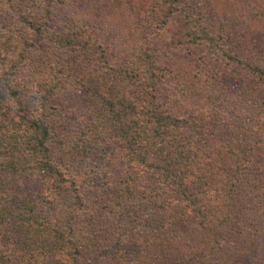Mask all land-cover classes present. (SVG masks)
<instances>
[{"label": "trees", "instance_id": "16d2710c", "mask_svg": "<svg viewBox=\"0 0 264 264\" xmlns=\"http://www.w3.org/2000/svg\"><path fill=\"white\" fill-rule=\"evenodd\" d=\"M33 1L0 0V264H264V118L236 111L246 103L238 96L213 99L202 73L193 85L207 107L174 113L159 103L148 41L110 62L78 26L41 29L60 0ZM139 1L130 21L152 31L155 4ZM178 1L170 14L177 10L192 61L206 54L199 63L264 85V50L257 41L248 57L232 25L252 26L249 10L227 22L200 0ZM251 1L264 17V0ZM28 21L40 28L24 25L28 39L17 47L16 27ZM73 92L85 108L70 120L64 98Z\"/></svg>", "mask_w": 264, "mask_h": 264}, {"label": "rangeland", "instance_id": "374dc122", "mask_svg": "<svg viewBox=\"0 0 264 264\" xmlns=\"http://www.w3.org/2000/svg\"><path fill=\"white\" fill-rule=\"evenodd\" d=\"M33 2L37 5L38 3H42V0H35ZM149 2L148 5L150 6L155 4L153 6L154 9H151L154 11L151 14L155 18V28L152 31L150 29L149 31H147L148 29L142 30L136 23L130 21L128 8L135 4H140L139 0H60L56 7L50 9L46 19L47 24H43L40 21L43 27L41 29L43 31H52L59 29L65 24L78 26L89 37L93 36L96 38L97 44H95L98 56H103L110 62L115 59L125 58L126 53L130 51L129 46L138 47V44L142 43L143 45L148 41L150 44L147 42L146 46L154 54L157 61L156 64L160 68L161 80L157 84L160 104L172 108L174 113H184L186 110L191 112L197 109L198 106L205 109L210 99L208 98L209 100L206 101V99L199 100V98H196L195 94L203 93V91L196 84L193 85L198 80L197 77L202 73L203 75L210 76L212 79L207 92L213 99L219 100L225 96L224 101L228 102L229 100L226 99H231L233 95L238 96L243 98V101L246 100V103L236 108V111L249 113V116L250 113H253V115L259 117V120L263 119L264 117H260L257 113L264 111V85L256 79L244 78L242 80L243 76L238 71L231 70L222 65L212 66L214 62L206 63V66L202 62L199 63L204 56H208L206 54L200 56V60L192 61L191 59L195 58L193 57L191 46L187 44L182 45L179 40L185 36L182 35L179 19L174 15L177 10H174V14H170L173 9L172 5L178 9V5H181L180 2L177 0L173 4H170L171 0L170 3L166 1L165 6L160 8H158V5L156 6L157 0H149ZM199 3H201L203 9L209 11L212 19L222 17L226 21L231 20L232 16L241 17V15H245L247 10H249V16L253 18V21H256L252 26H247L241 20L242 18L236 20L232 25L238 27L239 31L246 38L247 47L245 49L248 57L251 56L255 44L258 46L257 41L260 48L264 50V43L262 41L264 40V36H262L264 35V17L261 13V5L257 4V2L249 0L247 4L242 0H200ZM160 18L163 19L162 25L158 24ZM0 21L1 24H5L7 17H0ZM147 21H144L145 25L148 24L146 23ZM24 25H26V30L30 27L31 31L35 33L37 32V28H40L33 21L18 24L16 28L19 31L20 37L17 39L19 40L16 45L17 47L20 46L21 42L28 39V36L24 32ZM154 34L156 45L152 46L151 39H153ZM45 43L43 42V44ZM54 47L49 46L50 51L48 53H52L56 57H62L64 60L65 55L62 56L56 53L58 51L53 49ZM196 54L198 55V53ZM263 58L264 54L260 58H257V61L264 67ZM54 61L58 60L55 59ZM192 63H195L196 66H193ZM198 63L199 65L197 66ZM204 69L206 73H204ZM217 73L219 74L216 75ZM48 74H51V71L46 72L43 78H46ZM63 78L68 82L70 76L69 74L66 77L63 75ZM30 79L31 81H35L34 76ZM72 79L73 77L71 76L70 81ZM63 93L64 96L66 91ZM171 96L173 97L172 99L170 98ZM83 98L81 93L78 92H73L72 95L64 98L65 117L67 119L75 120L81 117L80 113L85 108ZM234 106L232 103H229L227 109L219 110L217 113L224 115V113L233 110ZM65 127L68 130L72 128L68 123L65 124ZM117 168L115 167L112 171L117 172ZM22 188H24V194L26 192L31 194L39 192V189L34 186H22ZM115 263L112 262V259H102L98 260L95 264Z\"/></svg>", "mask_w": 264, "mask_h": 264}]
</instances>
